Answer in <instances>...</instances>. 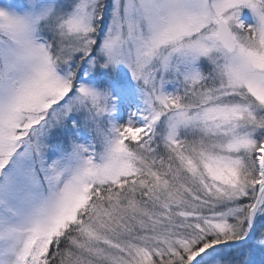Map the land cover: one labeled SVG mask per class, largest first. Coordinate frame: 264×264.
Returning <instances> with one entry per match:
<instances>
[{"label":"snow or ice","instance_id":"6c2138e0","mask_svg":"<svg viewBox=\"0 0 264 264\" xmlns=\"http://www.w3.org/2000/svg\"><path fill=\"white\" fill-rule=\"evenodd\" d=\"M0 264H264V0H2Z\"/></svg>","mask_w":264,"mask_h":264},{"label":"rangeland","instance_id":"374dc122","mask_svg":"<svg viewBox=\"0 0 264 264\" xmlns=\"http://www.w3.org/2000/svg\"><path fill=\"white\" fill-rule=\"evenodd\" d=\"M0 2H2V0H0Z\"/></svg>","mask_w":264,"mask_h":264}]
</instances>
